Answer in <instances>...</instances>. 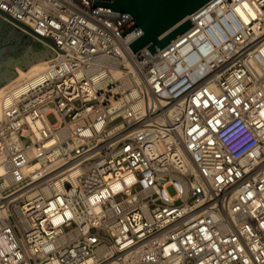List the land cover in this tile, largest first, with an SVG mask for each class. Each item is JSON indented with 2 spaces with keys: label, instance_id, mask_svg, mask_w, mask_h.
<instances>
[{
  "label": "built area",
  "instance_id": "2783aa9c",
  "mask_svg": "<svg viewBox=\"0 0 264 264\" xmlns=\"http://www.w3.org/2000/svg\"><path fill=\"white\" fill-rule=\"evenodd\" d=\"M92 5L0 0L63 51L0 92V264H264V0L153 55Z\"/></svg>",
  "mask_w": 264,
  "mask_h": 264
},
{
  "label": "water",
  "instance_id": "95a60500",
  "mask_svg": "<svg viewBox=\"0 0 264 264\" xmlns=\"http://www.w3.org/2000/svg\"><path fill=\"white\" fill-rule=\"evenodd\" d=\"M209 0H93L92 8L127 13L130 20L118 31L126 38L135 30L141 34L128 46L136 53L140 47L153 55L193 26L183 20ZM181 22V23H179ZM63 53L51 40L0 10V86L16 76L14 65L24 71L29 65ZM13 54L24 56L17 60Z\"/></svg>",
  "mask_w": 264,
  "mask_h": 264
},
{
  "label": "bare ground",
  "instance_id": "6f19581e",
  "mask_svg": "<svg viewBox=\"0 0 264 264\" xmlns=\"http://www.w3.org/2000/svg\"><path fill=\"white\" fill-rule=\"evenodd\" d=\"M46 60L47 59L35 62V63L29 65L24 71L20 70L19 68H15V73L17 75L14 76L13 78H11L10 80H8L6 83H4V85L0 86V92L3 88L8 87V86L12 85L13 83H15L17 81V79L19 77H21L22 75L28 74L33 70H37V69L42 68L46 63ZM76 173H77V171L75 169L70 172V174H69L70 180H72L73 176L76 175ZM115 189L116 188H114V190ZM93 261H94V258L89 256V257L85 258L84 260H82V262L80 264H90Z\"/></svg>",
  "mask_w": 264,
  "mask_h": 264
},
{
  "label": "rangeland",
  "instance_id": "374dc122",
  "mask_svg": "<svg viewBox=\"0 0 264 264\" xmlns=\"http://www.w3.org/2000/svg\"><path fill=\"white\" fill-rule=\"evenodd\" d=\"M13 67H14V69H15V68H18V67L15 66V65H14ZM5 83H6V82H5ZM2 85H4V84H2ZM2 85H1V86H2ZM47 118H48V120H49L50 123H52V122L54 121V118L52 117V115H49ZM24 142H26V140H24Z\"/></svg>",
  "mask_w": 264,
  "mask_h": 264
},
{
  "label": "flooded vegetation",
  "instance_id": "af4514ba",
  "mask_svg": "<svg viewBox=\"0 0 264 264\" xmlns=\"http://www.w3.org/2000/svg\"><path fill=\"white\" fill-rule=\"evenodd\" d=\"M13 56L15 57V58H17V60H19V59H22L24 56H22V55H20V54H13Z\"/></svg>",
  "mask_w": 264,
  "mask_h": 264
}]
</instances>
